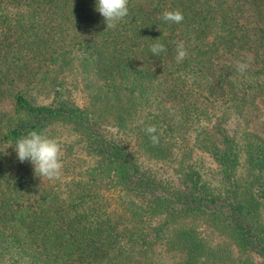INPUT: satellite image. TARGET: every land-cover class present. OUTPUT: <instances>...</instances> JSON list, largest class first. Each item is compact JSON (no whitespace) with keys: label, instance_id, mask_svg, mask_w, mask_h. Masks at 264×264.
I'll return each instance as SVG.
<instances>
[{"label":"trees","instance_id":"trees-1","mask_svg":"<svg viewBox=\"0 0 264 264\" xmlns=\"http://www.w3.org/2000/svg\"><path fill=\"white\" fill-rule=\"evenodd\" d=\"M96 4L0 0V264H264V0ZM31 130L60 179L17 160Z\"/></svg>","mask_w":264,"mask_h":264},{"label":"clouds","instance_id":"clouds-1","mask_svg":"<svg viewBox=\"0 0 264 264\" xmlns=\"http://www.w3.org/2000/svg\"><path fill=\"white\" fill-rule=\"evenodd\" d=\"M96 11L103 17L107 29H115L118 24L129 14V0H97ZM162 19L167 23L180 24L184 20V14L179 10H167ZM159 27V26H158ZM150 52L159 57L167 48L164 43L157 40L150 46ZM188 52L183 42H176L175 59L182 63ZM248 57V62L251 61ZM248 64L238 62L237 67L243 73ZM153 145L159 144L160 136L155 124H149L144 129ZM162 135V133H161ZM16 158L20 163H30L35 175L42 180H58L62 176L63 162L62 149L59 141L46 135L43 131L31 130L26 135L18 138L14 144Z\"/></svg>","mask_w":264,"mask_h":264},{"label":"rangeland","instance_id":"rangeland-1","mask_svg":"<svg viewBox=\"0 0 264 264\" xmlns=\"http://www.w3.org/2000/svg\"><path fill=\"white\" fill-rule=\"evenodd\" d=\"M11 106H12V103L9 100H7L1 105L0 109L1 110H9L11 108Z\"/></svg>","mask_w":264,"mask_h":264}]
</instances>
